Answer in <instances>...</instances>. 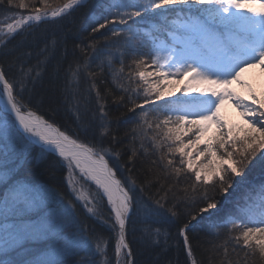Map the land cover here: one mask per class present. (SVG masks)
Wrapping results in <instances>:
<instances>
[{"label":"snow or ice","instance_id":"snow-or-ice-1","mask_svg":"<svg viewBox=\"0 0 264 264\" xmlns=\"http://www.w3.org/2000/svg\"><path fill=\"white\" fill-rule=\"evenodd\" d=\"M88 7L90 0H0V9L10 13L0 19V55L8 69L19 65L18 72L9 75L0 62V264H66L70 257H79L72 264H97L89 253L99 254L100 264H113L106 255L108 241L78 219L76 203L68 200L62 208L40 216L49 199L62 202L63 195L19 178L21 165H39L53 153L68 169L76 201L90 217L109 223L116 231L114 264H134L129 223L143 225L142 240L158 238L161 230L152 225L178 218L181 204L195 207L185 208L183 214L190 220L178 228L182 241L177 246L182 244L190 264H203L188 235L194 213H220L217 195L231 197L241 186L245 190L226 213L227 219L212 227L217 236L221 229L225 231L222 241L209 242L208 264H264V99L242 79L250 67L259 65L264 70V0H104L98 5L100 14H93L95 26L87 27L91 35L112 25L116 30L105 40L116 47L100 52L94 39L76 45L81 55L65 70L63 91L77 125L62 129L54 111L52 118H46L39 114V101L33 104L32 93L58 44L54 35L38 47L34 30ZM17 36H32L36 51H21L32 47L23 40L8 49ZM129 55L132 59L125 64ZM98 56L97 68L112 71L113 83L122 93L114 102L120 104L127 98L131 104L124 105L127 111L140 109L137 124L130 130L133 145L139 140L145 155L158 153L151 161L158 171L143 184H137L131 168L128 176H117L138 149L132 146L128 161L119 162L121 139L112 127L115 121L106 110L107 100L95 83L97 73L90 70L91 59ZM114 57L119 68L113 69ZM84 74L91 80L89 91L96 93L98 107L91 119L82 118V112L88 111V97L80 92ZM178 77L188 79L177 91L198 94L166 100L174 94L169 89L180 83ZM234 82L247 95L233 89ZM226 100L235 103L246 127L229 125L222 118ZM213 124L216 132L202 139ZM257 170L260 179L250 182ZM189 172L193 182L178 189L179 177ZM77 174L94 184L96 192L85 195L83 186L78 189ZM156 185L155 194L137 198V191L144 193L146 187ZM105 198L110 206L108 220L101 211ZM33 214L39 218L33 220ZM45 238L56 242L43 258H29L28 245Z\"/></svg>","mask_w":264,"mask_h":264},{"label":"trees","instance_id":"trees-1","mask_svg":"<svg viewBox=\"0 0 264 264\" xmlns=\"http://www.w3.org/2000/svg\"><path fill=\"white\" fill-rule=\"evenodd\" d=\"M104 0H90V7L77 9L71 17H65L63 20H59L56 23L41 24L34 30V35L38 38V47H43L45 43L51 41L53 36L58 39V44L55 48L54 54L49 59L45 70L41 75L40 81L36 85L35 91L32 93L33 104L35 105L38 101L40 103V114L45 115L46 118H52L53 111L55 112L54 120L61 126V128L75 129L77 121L71 110H69L67 103L65 102V93L63 91L65 85V70L69 63L80 57V51L76 47L78 44L87 43L89 39L98 41V51L103 52L107 48H115V43H109L105 40V37L111 36V31L116 30L112 25L108 26V29L101 30L100 33L91 34V28L87 25L94 22L92 20L93 14L99 15L101 9L98 7ZM0 19H3V15H10V13H4L3 9H0ZM131 23V21H129ZM87 28V30H82ZM23 40L25 45H32L31 48L25 46L21 48V51H36L37 44L33 42V37L28 36L24 38L17 36L8 45V49H12L21 44ZM146 50V49H145ZM119 53H117V57ZM35 55L31 58L32 63H35ZM132 57H125V64L131 61ZM0 62H3L6 70L9 71V75H14L18 72L19 65H13L11 69H8L7 61L0 55ZM100 62V57L91 59L90 70L97 73L95 77V83L97 88L100 90L107 100L106 110L114 119L112 127L116 130V135L121 139V143L117 145L120 149L121 158L120 163L128 161V156L132 154L131 147L135 146L138 149L137 155L133 158V161L128 162L126 167L120 169L117 173L120 178H124L129 175L128 169H132V175L137 180V184H143L146 179H153L154 174L158 171L151 161L157 159L156 155L148 154L145 155L143 150L139 149V140L133 145L130 130L134 125L137 124L138 118L140 117V109H136L135 112L127 111L125 104L131 107V104L125 98V101L120 104L114 102V97L120 96L122 93L113 83L112 71L105 67L103 72L97 68ZM119 68V63L114 57L113 69ZM127 69H125V75ZM127 83L126 80L122 81ZM91 80L86 74L80 77V92L83 96H87L88 111L82 112L83 119H91L92 113L97 110V104L95 100V90L89 91ZM28 96V93L25 94ZM135 98V97H133ZM139 103V101H137ZM158 104L160 102H157ZM145 110H149L147 105L144 106ZM119 117L118 120L115 118ZM145 147H148V143H145ZM38 147L36 151L38 152ZM35 155V152L33 153ZM15 159V157H13ZM111 162V161H110ZM65 164L55 154H49L47 159L43 160L39 165H21L18 169L19 178L32 184H39L44 186L46 189H52L61 193L64 197L63 201H57L49 199V206L40 213L42 216L49 210H58L66 204L68 200H72L76 203V214L78 219L82 218V222L86 223L89 228L99 231L93 227L92 222L95 221L92 218L83 220L84 209L77 203L72 197L70 192H67V184L65 182L66 172ZM151 169V171H150ZM191 173L182 174L179 177L178 189H183L193 182L194 178H190ZM260 179V173L254 174L250 178V182H256ZM172 183L173 181H168ZM159 185L155 187H146L144 193L137 191V198L140 195L150 196L156 193ZM244 186L238 188L231 197L225 196V194H218L217 201L221 207V212L217 214L210 213H199L196 211V219L191 221L190 231L188 235L190 237L192 247L198 261H202L203 264H208L209 252L206 251L209 247V242L219 243L224 239V229H221L219 236L212 230L213 225L221 223L227 219L226 213L234 207V201L238 199L244 192ZM180 194V193H178ZM171 203V193L169 194ZM56 202V203H55ZM106 203V200H104ZM170 203L168 206H170ZM107 204V203H106ZM186 207H195L194 205H180L179 211L182 213L178 218H171L168 221L161 220L160 223L153 224V228H160L161 235L157 238L153 236L150 239L142 240V228L143 225L137 221L135 224L129 223L128 225V240L134 253V264H190L187 258L186 252L184 251L182 244L180 247L177 246V241L181 240L178 236V228L183 223L188 222L190 217L184 215ZM200 207H203L201 204ZM107 219L109 218V210L106 208ZM39 217L35 214L32 215V219L36 220ZM135 219V217H134ZM102 231L97 232L104 236L108 241L107 248L109 253L107 256L111 261L115 260L114 256V245L116 233L113 229L107 225V228L99 226ZM135 229V230H134ZM165 233H167V240H165ZM158 239V243L155 241ZM55 239L45 238L32 241L27 247V253L30 254L29 258L40 259L45 256L48 249L55 244ZM241 256L243 253H240ZM83 255V253H82ZM19 258V257H17ZM89 258L93 259L100 264L103 259L101 256L95 257L89 253ZM79 257L67 258L66 264H72V262Z\"/></svg>","mask_w":264,"mask_h":264},{"label":"rangeland","instance_id":"rangeland-1","mask_svg":"<svg viewBox=\"0 0 264 264\" xmlns=\"http://www.w3.org/2000/svg\"><path fill=\"white\" fill-rule=\"evenodd\" d=\"M8 22H10V21H8ZM149 70H151V69H149ZM169 79H171V78H169ZM176 79H179L180 83L175 85L174 88H170L169 89V90L173 91L174 94L172 96H170V97H165L166 100L176 101L177 98H180V97L191 96V95H197L198 94L195 91H193L191 93H185L183 91H177L176 89H182L183 88L184 81H186L188 78L187 77H184V78H179L178 77ZM242 79L247 81V83L252 86V89L256 92V94L261 99H264V70H262L259 65L246 69V71L242 74ZM231 87L233 89H235L237 92H240V93H242L244 95H247V90L242 85L237 84V83L234 82ZM221 116H222V118L225 121H227V123L229 125L236 126V127H240V126L246 127L247 126L246 122H245V118L241 116L240 110L235 106V103L232 102V101L226 100L225 103L222 105V107H221ZM215 132H216V125L213 124L211 126V128L209 129V131L204 135V137L202 139H204V140L209 139L210 137L213 136V134ZM200 146L202 147V144ZM202 159L203 158L200 157L199 159L195 160L194 166H195L196 163H199L200 160H202ZM65 167H66V165H65ZM66 172H67V174L65 176V182L67 184V187L71 190L70 191L71 197L76 201L75 194L72 192V188L68 184V169H66ZM256 173H259V171L257 170L256 172H254L251 175V177L254 174H256ZM74 182L76 183V186H77L78 189L81 186H83L85 195H89L90 193H95L96 192L95 186L93 184H91V183H87V182H84V181L80 180L78 174L74 177ZM57 201H59V200L57 199ZM48 202H49V200L47 201V207L49 206ZM77 203H79L82 206V203H80V202H77ZM170 206H171V203H170ZM106 208H108V205L105 203L103 205L102 209H101L102 214L104 216V220H108L107 217H106V215H107ZM48 209H47V211H48ZM85 213H86V218H83V220H85V219L87 220V218H92L95 221H97V218L90 217L89 214L86 212V210H85ZM80 220H82V218H80ZM106 224L110 225L109 223H106ZM114 232L116 233V231H114ZM115 242H116V238H115ZM108 253H109V248H107V250H106V255ZM112 262L114 264L115 260H113ZM122 264H123V262H122Z\"/></svg>","mask_w":264,"mask_h":264},{"label":"bare ground","instance_id":"bare-ground-1","mask_svg":"<svg viewBox=\"0 0 264 264\" xmlns=\"http://www.w3.org/2000/svg\"><path fill=\"white\" fill-rule=\"evenodd\" d=\"M66 191L67 192H70L71 190L67 187V189H66ZM105 204V203H104ZM108 209H110L109 207H108ZM83 218H86V213H85V210H84V212H83ZM92 225H93V227H95V229H98L99 231H97V230H95L96 232H102L101 230H100V228H99V226H102L103 228H104V230H105V228H107V225L108 224H106V223H104V221H101V220H99L98 218H97V221H93L92 222ZM110 226V225H109ZM114 231V230H113ZM127 235H128V228H127ZM129 241V240H128ZM95 251V249L93 248L92 249V252H94ZM95 257H99V254H97V255H95ZM133 259H134V256H133ZM134 263H135V259H134Z\"/></svg>","mask_w":264,"mask_h":264},{"label":"water","instance_id":"water-1","mask_svg":"<svg viewBox=\"0 0 264 264\" xmlns=\"http://www.w3.org/2000/svg\"><path fill=\"white\" fill-rule=\"evenodd\" d=\"M119 178V177H118Z\"/></svg>","mask_w":264,"mask_h":264}]
</instances>
